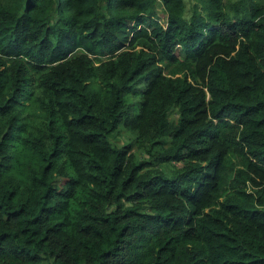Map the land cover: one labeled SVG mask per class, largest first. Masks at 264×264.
<instances>
[{
  "label": "trees",
  "instance_id": "obj_1",
  "mask_svg": "<svg viewBox=\"0 0 264 264\" xmlns=\"http://www.w3.org/2000/svg\"><path fill=\"white\" fill-rule=\"evenodd\" d=\"M0 264H264V0H0Z\"/></svg>",
  "mask_w": 264,
  "mask_h": 264
},
{
  "label": "rangeland",
  "instance_id": "obj_2",
  "mask_svg": "<svg viewBox=\"0 0 264 264\" xmlns=\"http://www.w3.org/2000/svg\"><path fill=\"white\" fill-rule=\"evenodd\" d=\"M107 56H108V54L103 56V57L106 58ZM131 98L136 100V95H132ZM133 133H135V132H133ZM132 137H133V134L131 132H129L128 130L122 128L119 131V133L114 137V139H115L116 142L122 143V142L127 141L129 138H132ZM112 140H113V138H112Z\"/></svg>",
  "mask_w": 264,
  "mask_h": 264
}]
</instances>
